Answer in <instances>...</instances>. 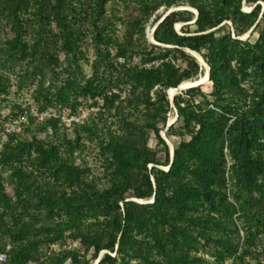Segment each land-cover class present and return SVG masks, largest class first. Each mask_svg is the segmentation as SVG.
Masks as SVG:
<instances>
[{"label": "trees", "instance_id": "trees-1", "mask_svg": "<svg viewBox=\"0 0 264 264\" xmlns=\"http://www.w3.org/2000/svg\"><path fill=\"white\" fill-rule=\"evenodd\" d=\"M110 3L137 12L123 40L116 36ZM262 4L264 0H0V21H5L0 26V95L8 94L11 85L1 70L24 62L18 88L33 67L40 75L33 94L40 111L61 105L72 115L83 102L96 105L101 98L105 109H115L118 124L112 130L100 113L98 121L104 124L83 122L70 139L61 137L59 118L38 122L29 117V125H36L31 138L7 134L0 147V169L9 174L0 177L5 264H89L87 256L97 258L102 251L107 253L99 264H225L227 259L250 264L245 258L252 248L264 256ZM244 5L252 11L244 12ZM180 7L197 10L195 23L187 24L196 17L189 10L165 16ZM153 16L158 24L154 39L161 46L145 39V24ZM177 24H184L181 32ZM32 29L31 44L26 37ZM251 30L252 39H238ZM86 38L97 57L89 78L81 66V60L87 61L82 50ZM185 49L200 54L210 67L212 90L190 88L174 97L172 107L168 91L202 72ZM134 56L159 65L141 69L114 63V57ZM179 58L182 65L175 62ZM119 83L130 87L125 100L109 94V87ZM173 109L178 118L166 136L180 141L171 161L161 132ZM19 112L14 105L8 117ZM152 134L156 147L151 146ZM83 138L99 147L104 178L92 174L81 159ZM65 239L79 241L86 256L75 250L42 252Z\"/></svg>", "mask_w": 264, "mask_h": 264}, {"label": "rangeland", "instance_id": "rangeland-1", "mask_svg": "<svg viewBox=\"0 0 264 264\" xmlns=\"http://www.w3.org/2000/svg\"><path fill=\"white\" fill-rule=\"evenodd\" d=\"M109 10H115L114 14L116 15V18H114L115 21V27L117 30L116 36L119 37L120 40H123L125 38V35L127 33V30H130V24L134 21V16H136L135 10H126L124 9L123 5H116L113 3H110ZM182 8V7H180ZM185 9V7H183ZM182 8V9H183ZM190 8V7H189ZM262 8L264 9V4H262ZM193 9V8H192ZM195 10V9H194ZM244 12H250L252 9L247 7L246 5L243 6L242 9ZM163 9L160 10V13H163ZM193 12V11H192ZM194 13V12H193ZM195 14V13H194ZM120 18V19H119ZM155 17L153 16L146 24H145V39L149 44H152L147 39V32L152 31L157 24H153V20ZM193 24V23H190ZM5 21H0V26L4 27ZM184 24H177L176 29L178 32H181V28ZM5 29V28H4ZM194 29V27H192ZM251 32L246 33L245 35L239 37L238 39L242 41H247L248 39H252ZM35 31L32 29L30 33L26 37V41L31 43L33 42V39L35 37ZM2 38H4L2 36ZM154 45V44H153ZM169 48V47H166ZM83 52L86 55V60H81V66L83 69V76L85 78H89L93 75V64L97 60L96 52L93 46V42L90 38H86V40L83 43L82 47ZM187 52V51H186ZM189 53L191 56L196 58L192 53ZM112 54H115V50L112 51ZM141 60H144L142 56H138ZM197 60V58H196ZM198 61V60H197ZM177 65H182V60L179 58L177 61H175ZM199 62V61H198ZM114 63L117 66H120L117 58L114 57ZM202 68L201 74H199L198 79L206 74L207 68L204 64L199 62ZM8 67L5 70H1L3 74L9 78L10 80V87H9V93L6 95H0V124H1V132H0V147L3 143H5L8 140L7 134L11 132H16L19 134L20 137L24 138H31L32 134L35 131L36 125H29V117L35 118L38 122L43 121L45 118L55 117L60 119V134L61 137H67L70 139L75 138L76 129L79 127L78 125L82 124L83 122H90L91 120L95 122H99L100 125L104 124V121H98V117L100 113L104 114V120L108 122V125L112 124L111 128L112 130H116L118 128L117 124V118L114 115L115 109L112 108L111 110L105 109L103 99H97L96 105H92V101L83 102L81 106L78 107L77 113L70 115L67 109H63L61 105H58L55 108H48L47 110L40 111L39 107L36 105L33 99L34 91L37 87V84L40 79V75L38 72L33 68H28L29 75L24 79L23 87L19 90L18 84L21 80L22 75L25 74L26 71V63L22 62H16L14 65L8 64ZM119 68V67H118ZM201 75V76H200ZM186 81V82H195L196 80ZM50 82H47V86H49ZM204 92L210 93L212 90L211 83L209 81H205L201 83L200 85ZM189 87V86H187ZM185 87V88H187ZM198 87V86H197ZM128 88L130 89L129 85H126L124 83H119L117 86L109 87V94L113 91H119L121 100H125L128 96L129 92L127 91ZM188 89H184L180 92H175L173 95L174 97L183 93ZM169 96V94H168ZM14 105L20 106L23 113L19 112L18 117H8L10 116L8 113L11 111L12 107ZM174 106L173 104L171 105ZM177 116V112L175 109H173L168 114V121L173 122ZM8 117V118H7ZM7 118V119H5ZM102 122V123H101ZM174 124V123H173ZM167 126V125H166ZM163 131L161 132V134ZM84 134L82 133V136ZM166 143L168 144L170 151L174 148L175 145H178L179 138L178 137H172L168 138L166 136ZM83 142L86 144V149L83 152L82 158H84L87 167L90 168L91 173L97 176L98 178H104L105 174V167H104V159L100 154L99 147L93 143L90 142L88 139L83 138ZM156 139L155 136L151 135V146L156 147ZM166 169L167 168H162ZM9 178V174L6 171H3L0 169V177ZM7 181V180H6ZM5 186L8 190H11V186L6 182ZM144 202L145 201H140ZM150 202V201H149ZM69 232H67L66 235H68ZM244 235V232H241V236ZM42 252L45 253V255H50L52 252L59 254L64 252H70V251H79V254L82 257L86 256L84 249L82 248L79 241L72 240V239H65V241H60L55 244H51L50 246H44L41 248ZM261 250V249H260ZM259 250V252H260ZM252 255H248L245 258V261L250 264H264V256L260 254L259 252L255 251L252 248ZM106 251H102L97 258H91V255L87 256V259L90 260L89 264H99V261L103 258V256L106 254ZM204 254L202 250L199 251L198 254ZM6 254V253H5ZM115 255V254H113ZM43 261L46 259L45 256L41 258ZM213 260V259H212ZM29 264H36L35 262L29 263ZM67 264H71L70 261H67ZM225 264H232V259L225 260Z\"/></svg>", "mask_w": 264, "mask_h": 264}, {"label": "water", "instance_id": "water-1", "mask_svg": "<svg viewBox=\"0 0 264 264\" xmlns=\"http://www.w3.org/2000/svg\"><path fill=\"white\" fill-rule=\"evenodd\" d=\"M178 10H188V9L172 8V9H171V10H170L165 16H167L168 14H170V13H172V12H174V11H178ZM189 11H191V10H189ZM195 11H196V12H194V13H195L196 17H195L194 21L191 22V23H195V21H196V19H197L198 12H197V10H195ZM251 11H252V10H251ZM251 11H250V12H251ZM248 13H249V12H248ZM187 24H190V23H187ZM157 27H158V24L155 26V28H154L152 31H148V32H147V39L149 40L150 43H152V44H154V45H157V46H161V45L158 44V43L155 41V39H154V33H155ZM176 30H177V29H176ZM163 47H167V46H163ZM169 48H174V47L169 46ZM185 51L190 52V53L198 54V53L193 52V51H191V50H189V49H185ZM198 55L201 57L202 61H203L204 64L207 66V81H209L210 67L205 63V61L203 60L202 56H201L200 54H198ZM200 85H201V83H195L194 85L189 86V87H187V88H180V86H178L177 88H175V89H170V90H175V91H177V92H180V91H182V90H184V89H190V88H194V87H197V86H200ZM170 90L168 91L169 99H170L171 103L173 104L174 96H172V95L170 94ZM177 118H178V115L176 116V118H175V120H174L173 122H169V123L167 124L165 130H164L163 133L161 134V136L163 137L164 140H166V132H167V131L169 130V128L173 125V123H175V122L177 121ZM173 158H174V148L171 150V161H173ZM168 170H169V168H167L166 171H168ZM131 201H135V202H137V203H141V204H146V203H152V202L154 201V199H153L152 201H150V202H146V203H144V202H140L139 200H136V199H133V200H131Z\"/></svg>", "mask_w": 264, "mask_h": 264}, {"label": "built area", "instance_id": "built-area-1", "mask_svg": "<svg viewBox=\"0 0 264 264\" xmlns=\"http://www.w3.org/2000/svg\"><path fill=\"white\" fill-rule=\"evenodd\" d=\"M117 60L121 65H126L127 67L138 66L141 69H150L152 67H156L159 65V62L143 63L142 60L137 56H134L130 59L125 57H118ZM127 91L130 92V89L128 88ZM111 93L120 94V92L116 90H113ZM6 262H7V255L5 253H0V264H5Z\"/></svg>", "mask_w": 264, "mask_h": 264}, {"label": "bare ground", "instance_id": "bare-ground-1", "mask_svg": "<svg viewBox=\"0 0 264 264\" xmlns=\"http://www.w3.org/2000/svg\"><path fill=\"white\" fill-rule=\"evenodd\" d=\"M184 9V8H183ZM185 9H188V10H191V11H193V12H196L194 9H192L191 7L189 8V7H185ZM196 58H197V60L199 61V62H201L202 64H204V62L202 61V59H201V57L198 55V54H195V53H192ZM205 65V64H204ZM206 66V65H205ZM206 68H207V66H206ZM201 76V75H200ZM205 81H207V72H206V74L205 75H203L202 77H200L198 80H196L195 82H183L181 85H180V88H185V87H187V86H192V85H194L195 83H203V82H205ZM175 92H177V91H175V90H170V94L173 96L174 94H175Z\"/></svg>", "mask_w": 264, "mask_h": 264}]
</instances>
